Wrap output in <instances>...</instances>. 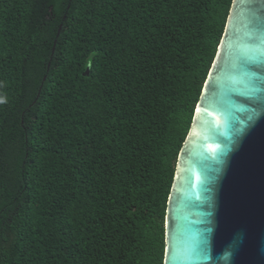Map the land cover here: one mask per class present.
Wrapping results in <instances>:
<instances>
[{
	"label": "trees",
	"instance_id": "obj_1",
	"mask_svg": "<svg viewBox=\"0 0 264 264\" xmlns=\"http://www.w3.org/2000/svg\"><path fill=\"white\" fill-rule=\"evenodd\" d=\"M232 2L0 0V264H164Z\"/></svg>",
	"mask_w": 264,
	"mask_h": 264
},
{
	"label": "water",
	"instance_id": "obj_2",
	"mask_svg": "<svg viewBox=\"0 0 264 264\" xmlns=\"http://www.w3.org/2000/svg\"><path fill=\"white\" fill-rule=\"evenodd\" d=\"M164 264H264V0L232 2L178 156Z\"/></svg>",
	"mask_w": 264,
	"mask_h": 264
}]
</instances>
